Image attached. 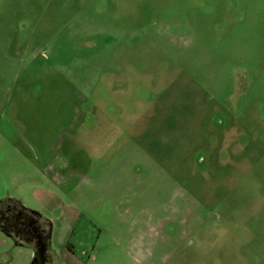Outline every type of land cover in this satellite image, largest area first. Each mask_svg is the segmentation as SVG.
Listing matches in <instances>:
<instances>
[{
  "label": "rangeland",
  "instance_id": "obj_1",
  "mask_svg": "<svg viewBox=\"0 0 264 264\" xmlns=\"http://www.w3.org/2000/svg\"><path fill=\"white\" fill-rule=\"evenodd\" d=\"M7 206L51 264H264V0H0Z\"/></svg>",
  "mask_w": 264,
  "mask_h": 264
},
{
  "label": "flooded vegetation",
  "instance_id": "obj_2",
  "mask_svg": "<svg viewBox=\"0 0 264 264\" xmlns=\"http://www.w3.org/2000/svg\"><path fill=\"white\" fill-rule=\"evenodd\" d=\"M0 230L17 245H31L34 264H51L50 233L36 216L21 208L7 206L0 210Z\"/></svg>",
  "mask_w": 264,
  "mask_h": 264
},
{
  "label": "crops",
  "instance_id": "obj_3",
  "mask_svg": "<svg viewBox=\"0 0 264 264\" xmlns=\"http://www.w3.org/2000/svg\"><path fill=\"white\" fill-rule=\"evenodd\" d=\"M21 246H24V247H30L31 245H21ZM32 247V246H31ZM33 248V247H32ZM33 250H34V248H33ZM34 252H35V250H34ZM34 261H35V258H34Z\"/></svg>",
  "mask_w": 264,
  "mask_h": 264
}]
</instances>
